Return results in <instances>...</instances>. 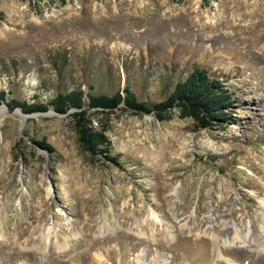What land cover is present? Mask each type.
<instances>
[{
	"label": "rangeland",
	"instance_id": "obj_1",
	"mask_svg": "<svg viewBox=\"0 0 264 264\" xmlns=\"http://www.w3.org/2000/svg\"><path fill=\"white\" fill-rule=\"evenodd\" d=\"M197 65L229 118L88 109L93 150L68 112L0 104V264H264V0H0L11 97L151 103Z\"/></svg>",
	"mask_w": 264,
	"mask_h": 264
},
{
	"label": "trees",
	"instance_id": "obj_2",
	"mask_svg": "<svg viewBox=\"0 0 264 264\" xmlns=\"http://www.w3.org/2000/svg\"><path fill=\"white\" fill-rule=\"evenodd\" d=\"M92 88L90 85L88 90L75 87L58 91L46 102L11 97L9 90L0 89V104L5 103L9 110L20 107L29 112L52 107L58 113L68 112L75 119L81 142L87 149L93 150L98 145L107 146L109 141L100 130L88 126L91 124V111L88 109L113 110L122 103L125 109L151 112L157 119L164 120L176 107L180 117H191L199 127H208L212 120L224 122L229 118L227 109L233 100L225 82L202 65L194 66L184 78L176 79L165 98L151 103L139 100L129 84L112 93L93 91ZM46 147L51 149L49 145ZM106 158L116 165L120 164L114 156Z\"/></svg>",
	"mask_w": 264,
	"mask_h": 264
},
{
	"label": "bare ground",
	"instance_id": "obj_3",
	"mask_svg": "<svg viewBox=\"0 0 264 264\" xmlns=\"http://www.w3.org/2000/svg\"><path fill=\"white\" fill-rule=\"evenodd\" d=\"M0 115H1V109H0ZM247 235V234H246Z\"/></svg>",
	"mask_w": 264,
	"mask_h": 264
}]
</instances>
